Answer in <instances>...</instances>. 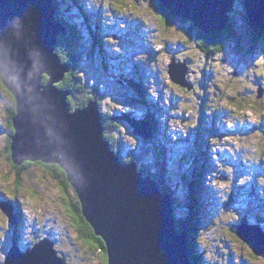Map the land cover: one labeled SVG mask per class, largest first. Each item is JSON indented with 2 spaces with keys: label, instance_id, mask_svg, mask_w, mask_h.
Returning <instances> with one entry per match:
<instances>
[{
  "label": "rangeland",
  "instance_id": "obj_1",
  "mask_svg": "<svg viewBox=\"0 0 264 264\" xmlns=\"http://www.w3.org/2000/svg\"><path fill=\"white\" fill-rule=\"evenodd\" d=\"M58 1L55 18L68 33L57 34V47L66 41L69 24L76 26V72L85 75L90 90L98 87L96 100L103 116L118 122L110 136L118 142L120 156L124 160L140 156L158 174L164 167L161 184L168 187L173 212L184 226L178 231H187V248L191 242L201 258L198 264H264V256L255 254L237 227L246 235L252 226L264 231V36L254 39L255 32L244 23L243 1H235L228 23L240 35V47L232 39L216 47L209 42L213 34H205L209 36L205 47L206 41H198L199 29L179 15L170 14L173 19L164 25L155 0ZM91 29L102 55L92 53ZM174 62L179 81L188 90L170 75ZM137 87L144 88V97L134 93ZM5 89L0 80V200L1 192L10 198L15 194L22 205L18 239L25 244L51 240L67 264H108L102 249L85 244L72 223L68 200H78L74 190L63 189L37 162L27 160L18 169L7 161L16 100ZM128 113L145 130L144 117L151 116L154 139L135 134L131 122L122 118ZM153 145L164 148V164L157 165ZM195 164L204 169L200 192L206 195L200 197L202 204H196L198 217L190 239L185 225L191 219L189 183ZM10 225L0 207L3 258Z\"/></svg>",
  "mask_w": 264,
  "mask_h": 264
},
{
  "label": "water",
  "instance_id": "obj_2",
  "mask_svg": "<svg viewBox=\"0 0 264 264\" xmlns=\"http://www.w3.org/2000/svg\"><path fill=\"white\" fill-rule=\"evenodd\" d=\"M160 1L173 15L210 35L228 27L236 0H174L180 10ZM181 1L190 8L195 4L194 13H186ZM242 1L247 23L253 30H264V0ZM55 6V0H0V80L16 100L13 163L22 166L30 160L63 170L84 219L104 243L108 264H191L187 231L180 233L174 225L169 193L135 161L120 160L104 138L96 100L73 109L70 90L58 85L71 64L54 51L57 34L68 33L55 18ZM169 72L178 79L176 71ZM122 118L131 122L135 134L149 138V130L133 118ZM9 203L2 202L3 212L11 211ZM9 220L14 227L11 214ZM237 227L255 254L264 256V231L252 226L246 235ZM6 260V264H67L46 238L24 252L13 244Z\"/></svg>",
  "mask_w": 264,
  "mask_h": 264
},
{
  "label": "trees",
  "instance_id": "obj_3",
  "mask_svg": "<svg viewBox=\"0 0 264 264\" xmlns=\"http://www.w3.org/2000/svg\"><path fill=\"white\" fill-rule=\"evenodd\" d=\"M155 1L158 3V6L156 8L161 14V16H160L161 19H163L164 25H167L170 22V19H173V17H172V15H170L171 13L167 9L164 8V6L162 5V3H160L159 0H155ZM57 2L59 3L58 0H55V3H57ZM247 26H248L249 30L254 31L252 29L251 25H249V23H247ZM68 27L70 28L69 34L67 36H65V38H64L66 41H64V43L59 41L58 47L56 45V52L58 53V56L61 58V60L64 61V62L70 63L71 67H70L69 71L65 74L64 79L60 83H58V85L60 87H63L65 89L70 90V95L68 96V102L70 103L72 108L75 109V108L82 107V106L86 105L90 100H96L97 99L96 94L98 93V87L97 86H93V87H91V90H90L89 87L86 85L87 83L85 82L86 81L85 75L76 72L75 66L78 65L77 64L78 55L76 54V51H78V49H77V45H76L77 40H75V39H77L79 37V34L77 32V27L76 26H71L70 27V24H69ZM91 32H92V34H95L94 36H91V39H92V42H91L92 53H95L94 51H96L97 54L102 55L101 54L102 53V47H97V45H98V43H97L98 36L96 35V32H95L94 29H91ZM254 32H256L258 34L256 36H254V39H256L257 37L259 38L261 36L262 37L264 36V30H261V31L256 30ZM197 35H198V37L200 39V40H198V38H197V40L199 42L202 43V41H206L204 46L205 47L209 46V44H208V37L209 36L206 37L207 35L201 33L200 30L197 32ZM203 36H205V37L204 38H200V37H203ZM239 36L240 35H238L233 28L228 26L223 31L218 32V33H214L213 36H212L213 40H211L209 42H213L214 44H217L216 47H218L220 41L222 42L225 39H232V40H234L236 42V45H238L240 47L241 39H240ZM258 38H257V40H258ZM216 39H218V42H214ZM197 40L195 42H197ZM103 60H105V59L102 57V61ZM137 89L138 90H134V93H136L138 96L144 97L145 96L144 88L139 90V88L137 87ZM185 89L188 90L187 87H185ZM98 98H99V96H98ZM96 101L99 104V101L98 100H96ZM14 114H15V111H12L11 112V120H10V125L11 126H12V118H13ZM101 115L103 117L102 118V124H103V128H104V137L108 141V143H110L111 148L116 152L117 155H119L120 160L123 163L135 161L137 163L138 169L141 172H143L144 174H151V176L154 177L157 180V182H158V184H159V186H160V188L162 190H169L168 187L165 186L164 184H161V181H160V180H162L161 176L164 173V167H163V172L159 171V174H158V171L157 172H153V171L150 170V168H147L148 165H145V163L143 161H141L140 156H137V159L135 157H132V158L125 159V160L120 156L118 150L116 149V146H117L116 143H118V142L114 143L112 137L110 136L111 130L114 128V126L116 127V125H118V122H116V123L113 122L112 123L111 120H109L110 116L106 115L107 118H105L102 113H101ZM130 115H131V113H130ZM111 118H115V117H110V119ZM144 119L146 121L150 122V124L155 129V123H154V120L152 119L151 116H145ZM11 128L14 129L13 127H11ZM12 132H14V130H12ZM11 135H12V133H11ZM160 148H161L160 146H154V145L152 147V149H154V151L156 153V158L158 160L157 165H161L162 163L164 164L166 162V158H165V156L163 154L165 150H164V148H163V150H159ZM146 152H147V154L150 153L148 151H146ZM5 157H6V159H7V161L9 163L13 164V161L11 159V151L7 152ZM27 164H28V162H25L22 166H19V167H23V166H25ZM36 164H39L40 166H42V168L44 170L49 172V174L51 175V177H52V179L54 181H57V182L61 183L63 189H65L66 186H67V188L70 186L69 183L66 181L65 174H64L63 170L60 169V167L58 165H56V164H45V163H42V162H37ZM55 168H57V170ZM192 168L195 169V171H194L193 177L191 178L190 183H189V196H190V199L192 198L191 199V207H189V209H190L189 217H191V219H190L189 225H187V224L185 225V228L187 227L186 229L188 230V233L190 234V239H191V237H194V235L192 233L194 232L193 229L195 228L194 227L195 226V224H194L195 220L198 217L197 212H196V207H197L196 204L200 203L201 202V198L206 195L204 190L202 192H200L202 190L201 185L204 184L203 182L205 180V179L202 180V178H203L202 177V174H203L202 171L204 169L200 168L196 164L192 165ZM18 180H19V178H18ZM16 186H18L17 183H16ZM69 188H71V186ZM14 190H16L15 186L13 187V191ZM4 195L5 194L1 192L2 199L4 201L5 200H9L10 202L12 201L13 204H14L15 214L19 215V212L21 211V207H20L19 203H17V201H16L17 199H14L16 197V195L14 194V196L12 198L4 196ZM173 200H174V198H173ZM68 202H69V205H68L69 206V211L71 213L73 212L72 223L74 224V227H76L77 232L79 234V237L83 240V242L85 244H88V245H91V246L95 245L99 249H102L103 258H104L105 263H106V261H107V253H106V248L104 246V243H103V241H102V239L100 237H98V236H96L94 234L92 228L87 223V221L84 219V217H83V215L81 213V208H80L79 201L78 200H76V201L68 200ZM200 204H202V203H200ZM2 212H3V210H2ZM174 217H175V215H174ZM175 220H176V225H177L178 229L184 228V226L180 227V225H182V224L180 223L178 218L175 217ZM18 222H19V219L16 220V223H18ZM252 223H254V222H252ZM88 241H91V243H88ZM193 248L194 247L191 246V242H190V245L188 247L189 259H190L191 264H198L199 262H201V258L198 256V254H196L193 251Z\"/></svg>",
  "mask_w": 264,
  "mask_h": 264
},
{
  "label": "bare ground",
  "instance_id": "obj_4",
  "mask_svg": "<svg viewBox=\"0 0 264 264\" xmlns=\"http://www.w3.org/2000/svg\"><path fill=\"white\" fill-rule=\"evenodd\" d=\"M160 1V0H159ZM161 2V1H160ZM162 3V2H161ZM166 3L167 4H172L171 5V8H172V10H175V9H178V10H180L179 8H178V6H179V2L178 1H174V0H166ZM181 3V6H182V8H184L185 9V12L186 13H191V14H193L194 13V11H195V8H194V6H195V4H193V6H192V8H190L189 7V4H187V2L186 1H181L180 2ZM163 5V4H162ZM164 6V5H163ZM165 8V7H164ZM166 9V8H165ZM168 10V9H167ZM170 11H171V9H169ZM168 10V11H169ZM171 13V12H170ZM172 14V13H171ZM173 15V14H172ZM173 16H176V15H173ZM193 24V23H192ZM142 25V24H141ZM199 29V28H198ZM200 30V29H199ZM201 31V30H200ZM170 68L171 69H169V70H171V72H175L176 71V68H175V62L174 63H171L170 64ZM177 72V71H176ZM170 73V72H169ZM174 74H177V77H178V79H175V76L173 75V73H170V75L172 76V78H173V80L175 81V82H178V83H180V81H179V77H180V74H179V72H177V73H174ZM181 84V83H180ZM181 85H184L185 87H186V83H183L182 82V84ZM263 88V87H262ZM217 105V104H216ZM224 112V111H223ZM222 112V113H223ZM227 113V111L225 112V114ZM129 114V117L131 118V115H130V113H128ZM220 114V113H219ZM224 114V115H225ZM118 117V116H117ZM121 118V117H120ZM134 118H136V117H134ZM146 123H148L147 125H148V130H149V132L148 133H150V135H149V138H144V136H142L143 137V139L144 140H152V139H154V137H153V134H154V131H155V129H154V127L150 124V122H148V121H146ZM240 131V130H239ZM240 133V132H239ZM105 138V137H104ZM166 191V190H165ZM4 200L1 198V200H0V205H1V203L3 202ZM171 201H172V199H171ZM171 206H172V204H171ZM9 207H11V211L9 212L8 211V209L6 208V210H4V214H6V216L8 217V216H10V214L13 216V219L15 220V222H16V220L17 219H20V215H21V211L19 212V215H16L15 214V209H14V204H13V202L11 201L10 203H9ZM175 214H174V212H173V216H174ZM22 216V215H21ZM175 217H176V215H175ZM175 217H174V225L176 226V228H177V225H176V220H175ZM177 218V217H176ZM6 262H7V260H6V255H5V258H4V260H3V264H6Z\"/></svg>",
  "mask_w": 264,
  "mask_h": 264
},
{
  "label": "flooded vegetation",
  "instance_id": "obj_5",
  "mask_svg": "<svg viewBox=\"0 0 264 264\" xmlns=\"http://www.w3.org/2000/svg\"><path fill=\"white\" fill-rule=\"evenodd\" d=\"M236 8L234 7V10H235ZM242 10V9H241ZM242 11H244V9L242 10ZM241 17H242V19H243V21H244V23L247 25V21H246V17L244 16V14H241ZM249 29V28H248ZM256 35H258L256 32H255V36ZM206 37H208V36H206ZM214 42H218V39H216ZM221 42V41H220ZM210 43H213V42H210ZM259 80V79H258ZM12 126L10 125V130H9V134L11 135V133H12V128H11ZM10 137V136H9ZM7 143H10V138H8V140H7ZM7 149H8V147H7ZM5 154V153H4ZM15 166V165H14ZM16 168H18V169H21V168H24L25 166H23V167H17V166H15ZM56 170H57V168H55ZM20 205V204H19ZM14 231H16V230H14ZM22 244V243H21ZM22 245H24V244H22ZM63 254V253H62ZM66 259H67V257H66Z\"/></svg>",
  "mask_w": 264,
  "mask_h": 264
},
{
  "label": "clouds",
  "instance_id": "obj_6",
  "mask_svg": "<svg viewBox=\"0 0 264 264\" xmlns=\"http://www.w3.org/2000/svg\"><path fill=\"white\" fill-rule=\"evenodd\" d=\"M13 164H14V163H13ZM14 165H15V164H14ZM16 166H17V165H16ZM13 236H14V238H15L17 241L19 240V239H18V236H17L16 234H15V235L13 234ZM8 239L11 240V242H10V243H11V244H10V248H11V247H13L12 236H10V238L8 237ZM41 239H43V238H40L39 241H40ZM20 243H21V242H20ZM20 243H19V244H20ZM36 243H37V241L34 242V244H33L32 246H28V247L26 246V245H27V244H26V245H25L26 249H25V247H24L22 244H20V245L23 246L22 248H24L25 251H26L27 249L32 248ZM18 247H19V246H18ZM8 251H9V249H8ZM8 251H7V253H8ZM6 256H7V254H6Z\"/></svg>",
  "mask_w": 264,
  "mask_h": 264
},
{
  "label": "snow or ice",
  "instance_id": "obj_7",
  "mask_svg": "<svg viewBox=\"0 0 264 264\" xmlns=\"http://www.w3.org/2000/svg\"><path fill=\"white\" fill-rule=\"evenodd\" d=\"M5 90L7 91V89H5ZM88 243H91V241H88ZM93 246H95V245H93ZM3 260H4V258L0 257V264H3Z\"/></svg>",
  "mask_w": 264,
  "mask_h": 264
}]
</instances>
